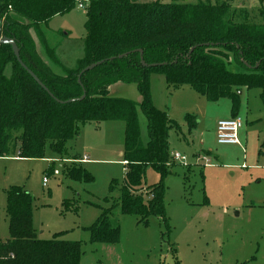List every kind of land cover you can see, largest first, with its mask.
Masks as SVG:
<instances>
[{"label": "trees", "instance_id": "trees-1", "mask_svg": "<svg viewBox=\"0 0 264 264\" xmlns=\"http://www.w3.org/2000/svg\"><path fill=\"white\" fill-rule=\"evenodd\" d=\"M82 1H88L83 57L73 69H65L55 47H48L45 30L52 18L70 13ZM231 1L0 0V38L14 41L20 61L48 91L21 68L8 44H0V158L9 155L11 141L15 149L18 145V158L43 159L46 149L55 155L64 153L66 143L79 136L85 123L125 126L124 176L120 185L114 180L108 188L109 195L118 188L119 197L103 200L114 201L109 208L95 205L100 214L84 229L90 244L119 243L120 227L111 219L113 211L135 216L143 226L150 217L167 226L163 181L170 175L168 133L179 127L153 106L151 75H162L172 88L188 86L211 103L228 99L232 118L237 117L241 89L259 90L264 113V6L257 8L259 23H249L246 11L237 23ZM123 54L127 55L117 58ZM110 58L115 59L83 73L78 84L81 70ZM8 65L11 73L6 77ZM53 66L60 74L52 72ZM116 83L135 85L141 102L108 97V88ZM83 90L85 98L79 101ZM69 100L74 101L65 103ZM138 111L146 120L145 144ZM190 120L185 117L188 127ZM260 147L262 154L264 138ZM149 169L160 181L145 188V200L142 189ZM67 177L85 184L93 181L77 166L68 170ZM6 215L9 238L0 242V264H80L81 242L61 240V234L38 238L32 225V198L24 188L8 190Z\"/></svg>", "mask_w": 264, "mask_h": 264}, {"label": "rangeland", "instance_id": "rangeland-1", "mask_svg": "<svg viewBox=\"0 0 264 264\" xmlns=\"http://www.w3.org/2000/svg\"><path fill=\"white\" fill-rule=\"evenodd\" d=\"M173 1L195 4L201 0ZM209 2L215 4L216 0ZM231 2L235 22L244 19L241 15L246 11L249 23H259L257 8L264 6V0ZM86 9L76 7L68 14L57 16L45 30L52 44L68 39L60 52L66 66L72 65L75 55L81 53ZM37 52L44 58L38 45ZM10 69L8 65L6 77L10 76ZM52 72L59 74L53 69ZM257 94V90H251L240 99L238 115L244 122L239 132L241 147L219 146L215 140V124L231 113L228 100L211 103L188 87L166 93L163 87L154 86L155 101L159 105H172L171 115L180 126V130L169 132L170 152L183 153L187 158L201 149L209 158L203 153L197 156L206 157L212 167L202 169L203 163L198 157L193 163L188 158L185 167L170 162V175L163 181L168 228L156 217H150L147 226H143L137 224V217L113 211L111 219L120 227L119 243L113 246L90 244L84 229L99 216L100 210L95 205L106 209L114 201L104 203L105 198L119 197L118 188L111 195L108 188L111 181L120 185L123 179L122 167L116 162L121 159L124 134L109 136L107 140L113 151L99 158L112 163L97 162L87 169L75 164V157L68 156L75 153V141L66 143L61 155L46 149L43 159L35 160L18 159V145L15 149L11 141L9 155L0 159V242L9 238L7 192L11 187H21L31 195L32 225L40 239L49 240L61 234V240L81 242L80 264H242L252 256L259 257L256 264H264V247L258 252L264 209L246 207L264 203V156L260 154L259 133L264 128V113ZM112 95H117L114 89ZM186 116L193 117L195 125L190 121L193 126L188 127L184 121ZM250 118L258 121L254 130L245 135L249 130L245 120L249 122ZM73 166L85 170L92 183L71 181L67 172ZM54 171L58 172L57 176ZM43 178L47 179L45 187ZM159 181V176L149 170L144 185L152 186ZM142 191L147 200L146 189Z\"/></svg>", "mask_w": 264, "mask_h": 264}, {"label": "crops", "instance_id": "crops-1", "mask_svg": "<svg viewBox=\"0 0 264 264\" xmlns=\"http://www.w3.org/2000/svg\"><path fill=\"white\" fill-rule=\"evenodd\" d=\"M141 1L144 2L145 0H141ZM154 1H157V0H151L150 2H154ZM159 1H161V3H163V4H169V3H174L175 2L173 0H169V1L159 0ZM167 2H169V3H167ZM54 18H56V17H54ZM54 18H52L49 22H51ZM47 40H48L49 48H54L55 47V55H56V57H57L60 65L63 68H65V69H73L76 66L77 61L80 60L83 57V47H82L81 48V53L79 55H75V58L73 59L72 65H67L66 66L65 63H64V59H62L64 57H61V54L62 53H60V52L62 51V47L64 45H67L68 39H63V41H61V42L52 44L51 43V39H49V36L47 35ZM82 45H83V40H82ZM52 69L55 70V71H57V72H60L59 69L56 68V67H54V66L52 67ZM155 85H159L161 88L163 87V89H164V91L166 93H168L169 91H172V89L175 91V90H179V89H182V88H187L188 86H181V87H178V88H172V87H170V86H168L166 84V81H165V79H164V77L162 75H151V77H150V93H151V99H152L153 106L157 110H159V111L166 112V115H167L168 119L171 120L172 122L176 123V121L173 120V117L174 116L172 117V115H171L173 106L172 105H169L168 106V105H166V103L159 105L155 101V95H154V86ZM130 87H133V88H130ZM113 89H114V91L116 92L117 95H114V96L112 95ZM254 90H256V89H254ZM249 91H251V90L241 89V91L239 93L240 99H241L242 95L245 92L248 93ZM257 91H258V94L257 95L259 97L260 91L259 90H257ZM107 96L110 97V98L127 99V100H130V101L135 102L136 104H139L141 102V96L139 95V93H138V91L136 89V86L133 85V84H129V85L123 84V83L113 84V85H111L108 88ZM226 100H228V99H226ZM229 103H230V101H229ZM230 108H231V104H230ZM239 111L240 110L238 109V112H237V117L238 118H240V116L238 115L239 114ZM139 116H142L141 117L142 120H141V118L139 119ZM137 117H138L140 138H141V141L145 144L147 142L146 120H145L144 116L141 114L140 111H138ZM230 118H232V114L231 113L228 116H226L225 118L217 120L216 123L218 121H220V120H227V119H230ZM184 121H185V119H184ZM190 121H191V123H193V125H195V120H194L193 117H191V120ZM257 121H258V119L257 120H254L253 118H250V121L249 122L245 120V124L248 125V127H249L248 128L249 130H247V132L245 133V135L247 133L250 134L252 132V130H254V128H255V126L257 124ZM243 126H244V122L242 120V127L239 130V132L242 130ZM178 127H179V130H180V126L179 125H178ZM124 129H125V126H124V124L122 122H102V123H97V124L92 123V122L91 123H85V124H83V125H81L79 127V136L75 140H73V141L76 142V147L74 148V151H75L74 155L71 154V155H68V156H71L73 158L74 157H77L78 160H80L82 158H86V162H83V163H77V162H75V164L80 165L82 168H85V169H87L86 167L92 166V165L96 164L97 162H108V163H112L113 161H104V160H100L99 158H102L104 156H107L111 151H113V148H111L109 146L110 143H108L109 141L107 140L109 138V136L111 137V136H113L114 134H117V133L124 134ZM239 132H238L239 145H235V146L241 147V143H240V140H239ZM259 133L261 134V138H262L261 139V143H262L263 138H264V128L260 129ZM68 143H71V141L68 142ZM168 144H169V153L172 154L170 152L171 150H170V143H169V133H168ZM219 146H230V145H219ZM232 146H234V145H232ZM120 151H122V149H120ZM260 151H261V147H260ZM122 152L120 154V158L122 157ZM199 153H203V154H205V156H207L209 158V154L200 149V150H195L194 152H192L190 157L187 156V159L189 158V162L190 163H193L194 159L196 157H198L197 155ZM206 154H208V155H206ZM182 155H184L186 157L185 154L182 153ZM261 155L264 156V153H262ZM18 159H20V158H18ZM48 160H51V159H48ZM121 160H122V158L120 160H118L116 163H118L122 167V169H121L122 170V176H124V168H123L124 162H122ZM201 167H202V169H205V168L212 167V165H210V162H208V164H205L204 166L202 164ZM149 170H151V169H149ZM149 170H147V172ZM147 172H146V174H147ZM145 180H146V177H145ZM42 186H43V184H42ZM43 187H45V186H43ZM147 187H149V186L144 185L142 190H144V188H147ZM115 198H113V199H115ZM246 207L248 209H250V207H252V209H254V208L255 209H264V203H259V204H256V205L251 204V205H247ZM99 214H100V211H99ZM35 232H36V230H35ZM37 236L40 239L38 233H37ZM259 239H260V242H259L258 252H260L261 249H262V247H264V229L262 230V234H260ZM258 258L259 257L255 258L254 256H252L248 261L243 262L242 264H247V263L248 264H256Z\"/></svg>", "mask_w": 264, "mask_h": 264}, {"label": "built area", "instance_id": "built-area-1", "mask_svg": "<svg viewBox=\"0 0 264 264\" xmlns=\"http://www.w3.org/2000/svg\"><path fill=\"white\" fill-rule=\"evenodd\" d=\"M87 6H88V1H82L76 4V7L78 9H83V10H85ZM241 127H242V120L238 117L218 121L215 127L216 144L217 145H230V146L239 145L238 132L241 129ZM197 159L201 160L203 165L208 164L209 162V160L206 157L201 158V159L200 157H198ZM170 161L173 163L182 165L184 167L187 165V162H188L187 158L178 152L170 154ZM73 162L83 163V162H86V158H82L80 160H74ZM53 174L57 176L58 172L54 171ZM42 184L43 186H46L47 184L46 178H43Z\"/></svg>", "mask_w": 264, "mask_h": 264}, {"label": "water", "instance_id": "water-1", "mask_svg": "<svg viewBox=\"0 0 264 264\" xmlns=\"http://www.w3.org/2000/svg\"><path fill=\"white\" fill-rule=\"evenodd\" d=\"M0 44H8L10 47H11V49H12V51H13V54H14V56H15V58H16V61L18 62V64L21 66V68H23L26 72H27V74L44 90V91H46V92H48L47 91V89L39 82V80L33 75V73L31 72V71H29L26 67H25V65L20 61V59H19V56H18V51H17V48H16V45H15V43H14V41H12V40H10V39H7V38H0ZM194 49V48H193ZM193 49H191L190 50V52L189 53H191L192 51H193ZM139 54L141 55V51H139ZM127 54H123V55H120V56H118L117 58L118 59H121V58H123V57H125ZM115 58H110V59H108V60H102V61H99V62H97V63H95V64H92V65H90V66H88V67H86L85 69H83V70H81V72L79 73V75H78V79H77V82H78V84H80V77H81V75L83 74V73H85V72H87V71H89V70H92L93 68H95V67H97V66H100V65H102L105 61H111V60H114ZM141 63H142V65L144 66V67H146L147 65H145L143 62H142V60H141ZM156 65H151L150 67H155ZM85 98V91L83 90V94H82V96H81V98L79 99V101H81V100H83ZM72 101H74V100H69V101H67V102H65V103H68V102H72Z\"/></svg>", "mask_w": 264, "mask_h": 264}]
</instances>
